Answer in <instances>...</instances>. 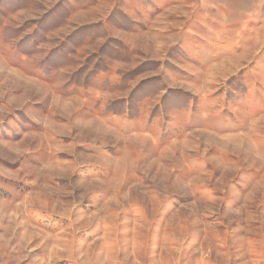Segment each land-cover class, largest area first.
<instances>
[{"label":"rangeland","instance_id":"obj_1","mask_svg":"<svg viewBox=\"0 0 264 264\" xmlns=\"http://www.w3.org/2000/svg\"><path fill=\"white\" fill-rule=\"evenodd\" d=\"M0 264H264V0H0Z\"/></svg>","mask_w":264,"mask_h":264}]
</instances>
